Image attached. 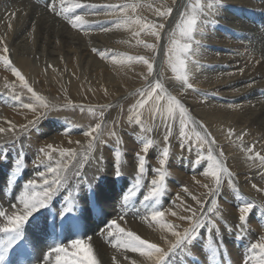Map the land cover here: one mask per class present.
<instances>
[{
  "label": "rangeland",
  "instance_id": "rangeland-1",
  "mask_svg": "<svg viewBox=\"0 0 264 264\" xmlns=\"http://www.w3.org/2000/svg\"><path fill=\"white\" fill-rule=\"evenodd\" d=\"M77 4L82 5L78 8L96 7H87L83 16L91 23L73 29L69 19L77 16L73 7ZM123 4L136 7L116 13L106 10V6ZM51 5L54 10L49 9ZM158 8L172 12L164 18L157 15ZM193 15L197 25L189 41L181 35V25ZM250 15L257 25L245 20ZM137 18L163 24L159 38L134 22L124 23ZM263 26L264 0H0V55L6 44L12 67L47 105L40 106L0 61V129H4L0 132V179L11 176L13 185L30 196L39 193L45 204L11 237V244L7 234H0V249L33 254L11 259V264H56L57 259L67 264L76 251L72 243L78 239L92 249L98 264H131L123 254L128 249H120L118 240L110 239L115 229L108 226L113 221L126 232L170 249L163 264H256L252 257L259 258L260 251L252 246L264 237V165L252 157L264 156V45L256 43L254 35L264 31ZM185 43L191 44V50L180 53L185 60L182 74L192 88L173 71L177 48ZM127 57L148 59L153 63L151 74L147 65ZM158 80L167 90L165 96L171 95L187 109L185 136L180 135L179 109L169 117L166 100L157 106L151 100L143 108L138 106L141 92ZM97 123L101 124L100 139L93 144L92 137L84 134ZM148 141L151 146L145 153ZM165 149L169 151L166 159ZM210 149L232 174L231 178L221 174L218 189L214 178L204 175ZM139 156L145 158L143 173ZM161 159H165L163 165ZM51 167L57 168L59 183H53L57 177L47 170ZM157 170L165 177L162 194L146 200L154 190L153 180L160 183ZM9 190L0 189L2 228L9 226V217L17 215L7 213L10 208L26 213L19 202L24 193L14 194L12 185ZM213 200L216 207L209 211ZM248 204L252 208L241 222L239 209ZM154 211H164L163 223L180 227L177 231L190 228L199 218L204 224L195 237L171 250L177 238L151 220ZM189 216L193 221L180 218ZM49 246L66 248L68 255L54 248L44 252ZM139 255L134 256L138 264L152 263Z\"/></svg>",
  "mask_w": 264,
  "mask_h": 264
},
{
  "label": "snow or ice",
  "instance_id": "snow-or-ice-1",
  "mask_svg": "<svg viewBox=\"0 0 264 264\" xmlns=\"http://www.w3.org/2000/svg\"><path fill=\"white\" fill-rule=\"evenodd\" d=\"M82 5H74L73 7H81ZM84 7H91L95 8V5H83ZM136 5H129V4H123L119 7L117 6H106V10L110 11L112 13L121 12V11H128V10H134ZM50 10H54V5H51L49 7ZM172 12L171 8H166V10H160L159 8L156 9V13L159 16H162L164 18H167ZM135 23L137 26H139L140 29L146 31L148 34L155 35L157 39L159 38V29H162L164 27L163 24H148L142 22L141 19L137 18L134 21L133 20H126L124 23ZM69 23L73 28L83 27L85 24L84 17L77 15L74 18L69 19ZM197 25V18L195 15H193L191 18L187 19L186 22L182 23L181 25V35L188 38L189 41L192 40V33L195 31ZM120 25L117 24V27ZM104 31H107L109 29H103ZM137 36L140 35L139 32L136 33ZM140 41H138L139 43ZM145 47L148 48H154L153 45H145ZM191 50V44L185 43L181 46H178L177 48V65L173 67V71L177 73V79L183 81L185 84H187L188 88H192V84L188 83V78L186 75H183V69L185 67V60L180 59V53H187ZM3 55H0V61L3 62V64L9 68V70L14 74L15 77L19 79V81L22 82V85L24 88H26L29 92L32 93V95L35 97V99L39 102V105L42 107H47V105L44 103L43 99L36 95V93L33 91L31 87H29L27 81L25 80V77L21 74L19 70H17L15 67H12V62L9 59L7 53L9 52V49L6 44L3 45L2 48ZM103 55V53H101ZM128 60H135L138 59L141 63L147 65L148 72L151 74L153 70V63L150 62L145 57H127ZM166 89L162 82L159 80L154 84L150 85L149 88L145 91L141 92V99L139 101L138 106L140 108H143L144 105L148 102V100L152 101L153 106H157L160 100H166L167 101V112L168 116L171 117L174 110L179 109L180 112V126H181V136H185L186 133L183 131L186 121L188 118H186L185 113L187 112V109L174 97L171 95L165 96ZM25 108H32L33 111L35 109L31 104H25L23 105ZM30 123H35L34 121H30ZM101 124L97 123L95 127L91 128L90 130L86 131L84 135L92 137L93 144L100 139V136L98 133L100 132ZM4 131V129H0V132ZM96 133L97 135H94ZM233 133L231 130L229 131V135H232ZM242 139V138H241ZM214 142V141H213ZM93 144L89 145V148L91 149L93 147ZM151 146V141H148L144 144L143 151L146 153L149 150V147ZM252 148H249L248 151L252 152ZM41 151H44L43 149ZM45 155H48L47 152H45ZM61 155H64L62 152ZM72 156L75 155V153L71 154ZM169 156V151L165 149L163 151V157L166 159ZM49 159L51 157L49 156ZM165 159H161L160 163L163 165L165 163ZM252 159H259L261 165H264V156L259 155V153H256ZM139 160V171L140 173L144 172L145 169V158L143 156L138 157ZM208 160L210 161L208 165L207 171L204 173L206 176H211L214 178L216 182V188L218 189L220 184L222 183V173H225L229 178H231L232 174L223 166V163L216 158H214L211 155V149L209 150ZM49 172H51L54 176H56V180L53 181V183H59L60 178L57 176V168L51 167L47 169ZM158 175L160 176V183L157 185V181L153 180L154 190L150 192L148 195H146L145 199L149 200V198L158 199L160 195L162 194L163 188H164V174L163 172H160L157 170ZM31 183V182H30ZM44 184L48 185L49 181L47 179L44 180ZM51 187V185H49ZM187 189H185L186 191ZM32 191H35V188H32ZM39 193H36V195L29 197L27 193L25 195L21 196L19 198V202L24 206L25 211L27 212L26 215H15L13 217L8 218V227L0 228V232H3L7 234L10 239L8 240V243L11 244L12 240L11 237H13L15 234L18 233L22 225L28 221L29 216L32 214L33 211L37 210L38 208L44 207V201L37 198ZM47 196V193H45ZM216 207V202L213 200L212 202V208L209 209V211H212ZM252 208L251 204L245 205L240 207L239 211L241 213L240 215V221L244 222L246 221L245 213L250 212ZM4 213L0 212V216H3ZM164 211H154L151 213V220L156 221L160 224V227L162 229H167L169 232H171L173 237H176L175 243H171L170 248L171 250H175L178 247H180L182 244H184L186 241L192 239L197 234L198 230L203 226L204 220L203 218L196 219L195 222L191 224L190 228L184 229L182 232L175 230L178 226H174L170 223H163L164 218ZM172 215H176L175 212L172 213ZM195 212L193 211L192 217H195ZM192 217H180L181 219H189L192 220ZM109 228H114L115 232L112 233L113 235H118V241L117 243L119 245H122L125 249H130L134 252L140 253L141 256H145L152 262V264H163L164 260L168 257L169 252L165 251L161 247H159L156 243H150L149 241L145 239H141L139 235L134 234L131 231H125L123 228L119 226V224H116L115 221H113L109 226ZM72 247L76 250L75 253L71 255V259L67 261V264H98L94 256L92 255V249L87 248L82 240H76L72 243ZM253 249H258L260 251V257L257 258L253 256L252 258L255 260L256 264H264V237L261 238V242L256 243L252 246ZM56 253H62L64 252L67 256L68 253L65 252V249L63 247H56L53 249ZM155 257V259H153ZM56 264H65L64 261L57 259Z\"/></svg>",
  "mask_w": 264,
  "mask_h": 264
},
{
  "label": "bare ground",
  "instance_id": "bare-ground-1",
  "mask_svg": "<svg viewBox=\"0 0 264 264\" xmlns=\"http://www.w3.org/2000/svg\"><path fill=\"white\" fill-rule=\"evenodd\" d=\"M79 1V0H78ZM28 2V1H27ZM26 2V3H27ZM15 3V2H14ZM17 3V2H16ZM15 3V4H16ZM23 3V2H22ZM80 3V2H79ZM185 3V2H184ZM187 3V2H186ZM11 4V3H10ZM9 4V5H10ZM88 4V3H87ZM98 4V3H97ZM12 5V4H11ZM29 5V4H28ZM92 5V4H91ZM103 5V4H102ZM20 6V5H19ZM10 7V6H9ZM18 7V6H17ZM33 7V6H32ZM99 7H101V6H99ZM12 8V7H11ZM70 8H72L71 6H70ZM4 9V8H3ZM14 9V8H13ZM28 9V8H27ZM31 9V8H30ZM41 9V8H40ZM73 9V8H72ZM253 8H251L250 10H248V11H251ZM31 11V10H30ZM34 11V10H33ZM37 11V10H36ZM70 10H68V12H69ZM106 11V10H105ZM255 11V10H254ZM55 12V11H54ZM65 12V11H64ZM70 12H72V11H70ZM56 13H57V11H56ZM73 13V12H72ZM74 13L76 14V15H80V16H84V15H86L87 14V7H82V8H77V9H75L74 10ZM73 13V14H74ZM263 13V12H262ZM32 14H33V12H32ZM37 14V16H38V14L39 13H36ZM35 14V15H36ZM68 14H71V13H68ZM34 15V16H35ZM32 16V15H31ZM14 17V16H13ZM24 17V16H23ZM36 17V16H35ZM39 17V16H38ZM37 17V18H38ZM42 17H43V15H42ZM47 17V16H46ZM45 17V18H46ZM56 17H58V16H56ZM73 16H71V18H72ZM75 17V16H74ZM250 17H251V15L250 16H248V17H246V21L247 22H250V23H252V24H256L255 22H253L252 20H250ZM25 18V17H24ZM34 18V17H33ZM44 18V17H43ZM50 19L52 18V17H49ZM27 19H29V18H27ZM40 19V18H39ZM54 19V18H53ZM61 19V18H60ZM59 19V17H58V21L60 20ZM62 19H64V18H62ZM85 19V18H84ZM24 20V19H23ZM35 21H36V19H34ZM34 20H32V21H34ZM41 20V19H40ZM47 20V19H46ZM56 20V19H55ZM42 21H44V20H42ZM52 21V20H51ZM62 21H64V20H62ZM67 21V20H66ZM96 21H97V19H96ZM24 22V21H23ZM27 22V21H26ZM46 22V21H45ZM91 23V20L89 21V20H87V21H85V23L86 24H84V25H86L87 26V23ZM47 23V22H46ZM53 23V22H52ZM93 23H95V21L93 22ZM115 23V22H114ZM18 24V23H17ZM50 24V23H49ZM64 24H67V23H64ZM12 25V24H11ZM19 25V24H18ZM22 25V24H21ZM21 25L19 26V28H21ZM24 25V24H23ZM53 25V24H52ZM55 25V24H54ZM257 25V24H256ZM25 26V25H24ZM61 26H63V25H61L60 24V27ZM70 26H71V24H70ZM239 26V25H238ZM26 27V26H25ZM25 27H23V28H25ZM29 27H30V25H29ZM37 27H39V25L37 26ZM49 27H51V26H49ZM98 27V26H97ZM264 27V26H263ZM44 28V27H43ZM56 28V27H55ZM66 28V27H65ZM65 28H64V30H65ZM79 28V27H78ZM104 28V27H103ZM256 29H259L258 27H255ZM26 29V28H25ZM28 29V28H27ZM32 29V28H31ZM68 29V28H67ZM67 29L65 30V32L67 31ZM74 29V28H73ZM82 29V28H81ZM102 29V28H101ZM5 30V29H4ZM13 30H14V28H13ZM15 30H17L16 28H15ZM39 30V29H38ZM37 30V31H38ZM85 30V29H84ZM87 30V29H86ZM85 30V31H86ZM18 31V30H17ZM20 31H23L22 29H20ZM45 31H46V29H45ZM56 31V30H55ZM58 31V30H57ZM59 31H61V30H59ZM23 32H25V31H23ZM52 31H50V33H51ZM62 32V31H61ZM72 32L74 33V31L72 30ZM13 33V32H12ZM48 33V32H47ZM67 33H69V32H67ZM82 33V32H81ZM80 33V34H81ZM39 34V33H38ZM49 34V33H48ZM55 34V33H54ZM63 35H64V33H62ZM75 34V33H74ZM58 35V34H57ZM75 35H78V33H76ZM94 35V34H93ZM46 36V35H45ZM51 36V35H50ZM49 36V37H50ZM56 36V35H55ZM55 36L54 37H52L53 39L55 38ZM70 36H72V35H70ZM95 36V35H94ZM97 36V35H96ZM18 37V36H17ZM23 37V36H22ZM73 37V36H72ZM72 37H70L71 39H72ZM75 37V36H74ZM87 37V36H86ZM254 37H255V41H256V43H261L262 45H264V31H261L260 32V34H258V33H255V35H254ZM19 38V37H18ZM21 38V37H20ZM27 38V37H26ZM77 38H78V36H77ZM84 38V37H83ZM44 39V38H43ZM52 39V40H53ZM65 39H66V37H65ZM92 39V38H91ZM22 40V39H21ZM70 40V39H69ZM80 40H82V38L80 39ZM96 40V39H95ZM102 40V39H101ZM100 40V41H101ZM17 41V40H16ZM23 41V40H22ZM26 41H28V40H26ZM44 41V40H43ZM47 41V40H46ZM15 42V41H14ZM42 42V41H41ZM83 42V41H82ZM23 43H24V41H23ZM50 43V42H49ZM74 43V42H73ZM84 43V42H83ZM19 44V43H18ZM26 44H27V42H26ZM46 44V42H44V45ZM51 44H54V42L52 41L51 42ZM82 44V43H81ZM86 44V43H85ZM30 45V44H29ZM44 45H40V47H42L43 48V46ZM23 46V45H22ZM21 46V47H22ZM28 46V45H27ZM25 47V46H24ZM39 47V46H38ZM50 47V46H49ZM14 48V47H13ZM84 48V47H83ZM30 49V48H29ZM86 49V48H85ZM23 50V49H22ZM13 51V50H12ZM20 51V50H19ZM18 51V52H19ZM23 51H25V50H23ZM26 51H27V49H26ZM54 51V50H53ZM57 52V51H56ZM264 52V51H263ZM27 53V52H26ZM49 53H50V51H49ZM58 53V52H57ZM42 54V53H41ZM54 54H56V53H54ZM57 55V54H56ZM41 56V55H40ZM161 56V55H160ZM162 58V57H161ZM12 59V58H11ZM158 59V58H157ZM37 60V59H36ZM159 61V60H158ZM59 73V72H58ZM263 74V73H262ZM263 76H264V74H263ZM56 105V104H55ZM262 105V104H261ZM263 106V105H262ZM58 108V107H57ZM103 109V108H102ZM96 111V110H95ZM263 111V110H262ZM8 113V112H7ZM26 113V112H25ZM70 114V113H69ZM187 115V114H186ZM188 115H190L189 113H188ZM71 116V115H70ZM262 116V115H261ZM7 117V116H6ZM78 117V116H77ZM107 117V116H106ZM3 118V117H2ZM10 119V118H9ZM13 119V118H12ZM261 119H262V117H261ZM264 119V118H263ZM43 120V119H42ZM2 122V121H1ZM44 122V121H43ZM48 122V121H47ZM53 122V121H52ZM62 122V121H61ZM66 123H67V121H66ZM3 124V123H2ZM63 124V123H62ZM68 124V123H67ZM76 124V123H75ZM122 124V123H121ZM192 124H194L193 122H192ZM196 124H198V123H196ZM112 125V124H111ZM1 126V125H0ZM5 126V125H4ZM82 127V126H81ZM116 127V126H115ZM198 127V126H197ZM262 128V127H261ZM11 130V129H10ZM116 130V129H115ZM167 130V129H166ZM197 130V129H196ZM199 130V129H198ZM13 131V130H12ZM203 132V131H202ZM46 133H48V132H46ZM51 133V132H50ZM49 133V134H50ZM16 135V134H15ZM7 136V135H6ZM60 136V135H59ZM106 138V137H105ZM124 138V137H123ZM81 141H82V139H80ZM84 140V139H83ZM162 140V139H161ZM1 141V140H0ZM207 141V140H206ZM51 143V142H50ZM55 143V142H54ZM67 143V142H66ZM53 144V143H52ZM59 144V143H58ZM56 145V144H55ZM69 146V145H68ZM57 147H58V145H57ZM67 147V146H66ZM166 147V146H165ZM18 148V147H17ZM180 148V147H179ZM5 150V149H4ZM22 150V149H21ZM68 153V152H67ZM187 155V154H186ZM55 156V155H54ZM45 159V158H44ZM52 159H50V161H51ZM42 162V161H41ZM157 163V162H156ZM3 165H6V164H3ZM60 168V167H59ZM62 168V167H61ZM7 169V168H6ZM44 175V174H43ZM42 175V176H43ZM47 176V175H46ZM5 177V176H4ZM10 177L11 176H7L5 179H0V181L2 182V185H0V189H2V188H4V193H9V191H11V190H9V186L10 185H12V190H14V194H16V195H20L21 193H24V190L20 187V186H16V185H13L12 183H11V180H10ZM103 181V180H102ZM40 182V181H39ZM44 182V181H43ZM38 183V182H37ZM31 184H33V183H31ZM30 184V185H31ZM150 184V183H149ZM58 186V185H57ZM173 188V187H172ZM54 189H55V186H54ZM45 190V189H44ZM47 190V189H46ZM195 191H197V190H195ZM203 191V190H202ZM12 192V191H11ZM44 192V191H43ZM1 193H3V192H1ZM0 193V194H1ZM188 193V192H187ZM197 193V192H196ZM31 194H32V192H31ZM191 194V193H190ZM23 195H25V193L23 194ZM22 195V196H23ZM29 195V194H28ZM196 195H198V194H196ZM31 196H34V195H31ZM30 195H29V197H31ZM54 196V195H53ZM62 196V195H61ZM183 196H186V195H183ZM193 196H195V195H193ZM5 197V196H4ZM37 198L38 199H40V200H42V196L41 195H38L37 196ZM51 198H52V196H51ZM196 198V197H195ZM1 199V198H0ZM4 199V198H3ZM51 200V199H50ZM193 200V199H192ZM199 200V199H198ZM4 201V200H3ZM44 201V200H43ZM47 201V200H46ZM77 201V200H76ZM205 202V201H204ZM84 204V203H83ZM195 204V203H194ZM193 204V205H194ZM6 205V204H5ZM196 205V204H195ZM198 205V204H197ZM196 205V206H197ZM70 206V205H69ZM79 206V205H78ZM83 206V205H82ZM86 206H87V204H86ZM19 207V206H18ZM22 208H23V206H21ZM20 207V208H21ZM184 207V206H183ZM186 207V206H185ZM185 207H184V209H185ZM187 207H189V205L187 206ZM194 207V206H193ZM198 207V206H197ZM21 208V209H22ZM42 208V207H41ZM189 208H191V207H189ZM189 208H188V210H189ZM9 209V208H8ZM180 209V208H179ZM19 210V209H18ZM25 210V209H24ZM38 210V209H37ZM37 210H35V211H33L32 212V214L29 216V219L28 220H31V219H33L34 217H35V215H36V212H37ZM40 210V209H39ZM42 210V209H41ZM194 210V209H193ZM16 211V210H15ZM87 211V210H86ZM108 211V210H107ZM179 211V210H178ZM7 213H9V214H17V215H21L20 214V212L19 213H16V212H14L13 211V208H10L9 209V211L7 212ZM8 214V215H9ZM27 214V212L26 213H24V214H22V215H26ZM178 215V214H177ZM189 215V214H188ZM188 215H186V216H188ZM11 216V215H10ZM179 216H181V215H179ZM191 216V215H190ZM189 216V217H190ZM173 217V216H172ZM89 220V219H88ZM176 220V219H175ZM49 221V220H48ZM79 221V220H78ZM191 221H193V220H191ZM31 222V221H30ZM194 222V221H193ZM170 223V222H169ZM187 223H189V222H187ZM87 224V223H86ZM159 225V224H158ZM180 226V225H179ZM191 226V225H190ZM84 227V226H83ZM0 228H2L1 226H0ZM135 228V227H134ZM178 228H180V227H178ZM58 229V228H57ZM124 229V228H123ZM126 229V228H125ZM155 229V228H154ZM84 230V229H83ZM133 230V229H132ZM136 230V229H135ZM166 230V229H165ZM182 230V229H181ZM162 231V230H161ZM179 231V230H178ZM183 231V230H182ZM23 232V231H22ZM85 232H86V230H85ZM2 232H0V234H1ZM110 233V232H109ZM153 233V232H152ZM3 234V233H2ZM111 235V234H110ZM109 235V236H110ZM92 236V235H91ZM104 236V235H103ZM107 237V236H106ZM111 237V238H110ZM109 238L110 239H117L118 240V235H113V236H110ZM103 238V237H102ZM144 239V238H143ZM34 240V239H33ZM32 242V241H31ZM100 242V241H99ZM98 242V243H99ZM164 242V241H163ZM85 243H86V241H85ZM90 243V242H89ZM92 243H93V240H92ZM96 243H97V240H96ZM116 243V242H115ZM199 243V242H198ZM112 244V243H111ZM110 244V245H111ZM169 244V243H168ZM211 244V243H210ZM49 245H51V244H49ZM117 247H119L120 249H121V246L122 245H119L118 243H117ZM198 245H200V244H198ZM187 246V245H186ZM34 247V246H33ZM36 247V246H35ZM69 247H71V246H69ZM96 247V246H95ZM113 247V246H112ZM123 247V246H122ZM196 247H197V245H196ZM54 247H51V246H49V248H46L45 247V249H44V252H46V251H48V250H50V249H53ZM67 248H68V245H67ZM115 248V247H114ZM198 248V247H197ZM196 248V249H197ZM34 249V248H33ZM41 249V248H40ZM66 249V248H65ZM120 249H118V250H120ZM94 250V249H93ZM103 250V249H102ZM117 250V249H116ZM170 250V249H169ZM168 250V251H169ZM40 251V250H39ZM98 251V250H97ZM104 251V250H103ZM127 251V250H126ZM201 251V250H200ZM123 252V251H122ZM192 252H193V250H192ZM35 253V252H34ZM63 253V252H62ZM67 253V252H66ZM99 254H100V252H98ZM111 253H112V251H111ZM118 253V252H117ZM196 253V252H195ZM109 254V253H108ZM116 254V253H115ZM114 254V255H115ZM120 254V253H119ZM124 257L126 258V259H129L130 260V262H132L133 264H138L137 263V260H135L134 259V256L135 255H137V254H140V253H138V252H134V251H132V250H130V249H128V251L127 252H125L124 251ZM51 255V254H50ZM57 255V254H56ZM96 255V254H95ZM109 255H111V254H109ZM117 255V254H116ZM194 255V254H193ZM202 255V254H201ZM239 255V254H238ZM59 256V255H58ZM63 256V255H62ZM64 256H66V255H64ZM63 256V257H64ZM139 256H141V255H139ZM171 256V255H170ZM203 256V255H202ZM19 257V256H18ZM100 257V256H99ZM109 257V256H108ZM123 257V256H122ZM137 257V256H136ZM135 257V258H136ZM142 257V256H141ZM197 257V256H196ZM199 257V256H198ZM41 258V257H40ZM44 258V257H43ZM111 258V257H110ZM222 258V257H221ZM230 258V257H229ZM176 259V258H175ZM174 259V260H175ZM193 259H195V258H193ZM44 260V259H43ZM115 260V259H114ZM117 260H118V258H117ZM117 260H115V261H117ZM183 260V259H182ZM186 260V259H185ZM202 260V259H201ZM42 261V260H41ZM46 261V260H45ZM52 261V260H51ZM66 261H67V259H66ZM109 261H110V259H109ZM112 261V260H111ZM120 261V260H119ZM121 261H123L122 259H121ZM176 261H177V259H176ZM47 262V261H46ZM53 262V261H52ZM128 262V261H127ZM144 262V261H143ZM173 262V261H172ZM175 262V261H174ZM178 262V261H177ZM200 262V261H199ZM41 263H43V261L41 262ZM53 263H55V262H53ZM131 263V264H132ZM145 263V262H144ZM189 263V262H188ZM217 263V262H216ZM239 263V262H238ZM19 264V263H18ZM30 264H34V262L33 263H30ZM48 264V263H47ZM108 264V263H107ZM109 264H112V263H109ZM152 264V263H151ZM174 264H176V263H174ZM179 264V263H178ZM225 264V263H224Z\"/></svg>",
  "mask_w": 264,
  "mask_h": 264
}]
</instances>
